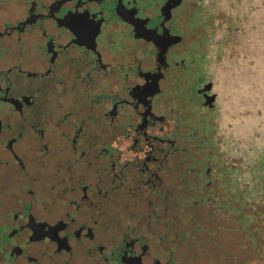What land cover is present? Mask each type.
Returning <instances> with one entry per match:
<instances>
[{
  "label": "flooded vegetation",
  "instance_id": "obj_1",
  "mask_svg": "<svg viewBox=\"0 0 264 264\" xmlns=\"http://www.w3.org/2000/svg\"><path fill=\"white\" fill-rule=\"evenodd\" d=\"M222 16L200 0H0V264L250 263L264 160L250 187L222 128L239 28Z\"/></svg>",
  "mask_w": 264,
  "mask_h": 264
},
{
  "label": "rangeland",
  "instance_id": "obj_2",
  "mask_svg": "<svg viewBox=\"0 0 264 264\" xmlns=\"http://www.w3.org/2000/svg\"><path fill=\"white\" fill-rule=\"evenodd\" d=\"M207 9L217 10L218 17L229 13L234 20L236 38L231 46L222 47L220 62L223 79L217 86L220 93L223 129L232 133L231 157L235 168L242 169L250 187L258 179L251 176L254 160H264V0H200ZM210 3H217L213 8ZM229 57H226V55ZM225 127V128H224ZM262 160V159H261ZM261 163L260 166H263ZM264 167V166H263ZM249 172V173H248ZM260 175L264 176L260 170ZM241 174H235L240 177ZM250 248L249 264H262L264 258V191L249 195ZM235 229V227H234ZM236 255V254H235ZM242 256L240 251L239 257Z\"/></svg>",
  "mask_w": 264,
  "mask_h": 264
}]
</instances>
